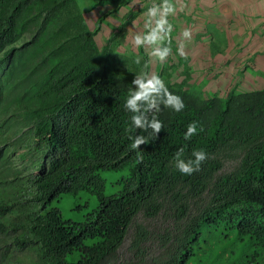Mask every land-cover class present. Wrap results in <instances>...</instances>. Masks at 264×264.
Masks as SVG:
<instances>
[{
    "label": "trees",
    "instance_id": "1",
    "mask_svg": "<svg viewBox=\"0 0 264 264\" xmlns=\"http://www.w3.org/2000/svg\"><path fill=\"white\" fill-rule=\"evenodd\" d=\"M129 1L91 0L90 9ZM80 2L0 0V264H189L195 245L220 230H237L264 258V86L204 96L166 79L181 112L163 91L126 108L149 63L125 68L105 53L96 40L104 17L93 29ZM132 115L164 128L135 127ZM193 121L203 131L185 140ZM136 136L146 142L132 149ZM181 148L184 159L208 153L191 176L175 168ZM16 151L30 157L32 175L15 166ZM229 157L239 163L222 173ZM127 164L123 188L105 195L101 171ZM82 190L99 198L84 221L49 209ZM130 229L131 255L120 260Z\"/></svg>",
    "mask_w": 264,
    "mask_h": 264
},
{
    "label": "rangeland",
    "instance_id": "2",
    "mask_svg": "<svg viewBox=\"0 0 264 264\" xmlns=\"http://www.w3.org/2000/svg\"><path fill=\"white\" fill-rule=\"evenodd\" d=\"M247 1L177 0L178 10L175 16H169V21L174 25L170 34L172 54L164 62L150 56V53L154 47H162L168 41L145 43L139 47L134 44L135 35H143L155 27L159 16L151 18V27L146 28V12L153 3L160 4L162 0H130L122 6L104 4L92 10L91 0H82L80 4L93 29L98 19L104 17L96 40L105 53L121 59L123 67L140 66L141 61L146 59L149 75L185 83L186 88L204 96H225L234 90L264 86V42H260L264 30L251 20L254 17L243 11ZM180 6L184 7V11L179 10ZM185 28L191 29L190 41H184L182 36ZM181 42L185 43L186 56L176 52ZM137 57L139 64L136 63ZM13 158L15 166L24 175H32L36 170L29 156L19 155L16 151ZM238 163L236 157L224 159L221 172H230ZM100 174L105 183L104 193L109 196L123 188L126 178L131 174V165L117 170H102ZM7 186L10 187V184L2 185L1 188ZM17 189L14 188V191ZM98 203L96 194L82 190L77 195L63 194L59 201L54 200L49 205V209L58 207L64 220L81 222ZM224 233V230L216 231L207 237L208 242L203 246L196 244L195 255L189 264H264L263 255L260 250L258 253L257 247L249 239L242 238L237 230L226 235ZM131 239L132 229L118 250L120 260L131 255ZM207 248L204 254L203 250ZM158 253L155 243L150 248V254ZM67 260L76 261L77 253L68 255Z\"/></svg>",
    "mask_w": 264,
    "mask_h": 264
},
{
    "label": "clouds",
    "instance_id": "3",
    "mask_svg": "<svg viewBox=\"0 0 264 264\" xmlns=\"http://www.w3.org/2000/svg\"><path fill=\"white\" fill-rule=\"evenodd\" d=\"M177 10V0H162V3L160 4L153 3L152 6L147 9L145 27H151V18L159 16V18L155 21V27H151V31L143 35H135L134 44L139 47L145 43L153 44L158 41H168V43H164L162 47H154L150 53V56L157 58L161 62L167 60V58L172 54L170 34L174 27V25L169 21V16H175ZM179 10L184 11V7L180 6ZM161 33H163V35H161ZM182 36L184 41H190L192 38L191 29L185 28L182 32ZM176 52L180 56H186L184 42L179 44ZM136 63L139 64V57L136 58ZM144 67L147 68L148 64L146 63ZM133 84L138 85L139 88L138 90H135L134 94H132V91L130 92V95L125 101L124 106L126 108L137 109V101L141 99H148L151 93H160L161 91H163L164 95L167 97L165 105L171 106L175 112H181L186 107L183 99L179 95L171 92L168 89L165 80L159 75H149L144 73L141 76H137L134 79ZM152 106H155L154 102ZM131 121L135 127L145 129L151 128L156 135H158L161 129L164 128L163 122L155 116H153L150 121L145 123V120H143L140 116L132 115ZM198 125V121H193L188 125L187 131L184 133L185 140H190L194 135H197L198 132L203 131V128L198 127ZM145 142V137L136 136L130 147L132 149H139L140 145ZM183 153V148L177 151L175 156V168L178 169L181 174L188 176H191L195 172L199 171L203 162L208 158V153L203 148L200 150H193L192 157L194 158L184 159Z\"/></svg>",
    "mask_w": 264,
    "mask_h": 264
},
{
    "label": "crops",
    "instance_id": "4",
    "mask_svg": "<svg viewBox=\"0 0 264 264\" xmlns=\"http://www.w3.org/2000/svg\"><path fill=\"white\" fill-rule=\"evenodd\" d=\"M248 1L250 3H248ZM248 1L247 4L243 6L242 8L243 11L246 14H248L250 17H254L251 20H253L254 23L260 25L262 30H264V0H248ZM261 38L262 40L260 42H264V35L261 36Z\"/></svg>",
    "mask_w": 264,
    "mask_h": 264
}]
</instances>
